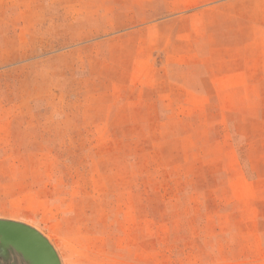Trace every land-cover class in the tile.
Here are the masks:
<instances>
[{
  "label": "rangeland",
  "instance_id": "1",
  "mask_svg": "<svg viewBox=\"0 0 264 264\" xmlns=\"http://www.w3.org/2000/svg\"><path fill=\"white\" fill-rule=\"evenodd\" d=\"M0 220L59 264H264V0H0Z\"/></svg>",
  "mask_w": 264,
  "mask_h": 264
},
{
  "label": "water",
  "instance_id": "2",
  "mask_svg": "<svg viewBox=\"0 0 264 264\" xmlns=\"http://www.w3.org/2000/svg\"><path fill=\"white\" fill-rule=\"evenodd\" d=\"M0 240L27 256L32 264H59L48 242L28 226L0 220Z\"/></svg>",
  "mask_w": 264,
  "mask_h": 264
}]
</instances>
